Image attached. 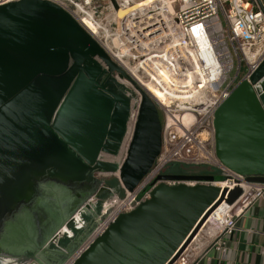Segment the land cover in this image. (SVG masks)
I'll list each match as a JSON object with an SVG mask.
<instances>
[{"label":"water","instance_id":"1","mask_svg":"<svg viewBox=\"0 0 264 264\" xmlns=\"http://www.w3.org/2000/svg\"><path fill=\"white\" fill-rule=\"evenodd\" d=\"M112 71L130 80L58 6L22 0L0 7V246L20 239L30 224L71 215L97 190L95 171L119 173L133 191L153 167L163 114L135 85L141 111L128 156L120 168L98 160L108 137L112 154L118 152L132 98L109 81ZM216 112L218 159L247 182L264 183V61ZM162 179L226 180L201 174ZM241 194L214 184H160L72 264H175L212 212Z\"/></svg>","mask_w":264,"mask_h":264},{"label":"built area","instance_id":"2","mask_svg":"<svg viewBox=\"0 0 264 264\" xmlns=\"http://www.w3.org/2000/svg\"><path fill=\"white\" fill-rule=\"evenodd\" d=\"M20 1L0 0V7ZM40 1L54 4L71 16L131 80L118 71L107 73L109 81L132 98L118 152L113 155L103 150L99 161L103 159L120 168L128 156L141 111L135 86L163 114L162 149L133 191L125 189L117 173L94 172L100 184L91 196L95 199L93 210H80L81 220L73 217L67 223L80 239L76 243L67 231L58 235L53 244L60 247L63 239L77 244L66 264L81 257L121 215L149 200L160 184H213L162 179L164 175H182L170 173L176 166L216 169L226 178L223 189L242 190L234 203L225 200L212 212L176 264H196L212 248L223 251L226 237L237 231L239 220L264 201V183L247 182L218 159L214 125L217 109L241 82L250 80L264 61L263 5L258 0ZM128 8L129 12L121 16V11ZM110 177L118 180L122 197L106 186ZM210 219L215 225L213 234L202 231Z\"/></svg>","mask_w":264,"mask_h":264},{"label":"bare ground","instance_id":"3","mask_svg":"<svg viewBox=\"0 0 264 264\" xmlns=\"http://www.w3.org/2000/svg\"><path fill=\"white\" fill-rule=\"evenodd\" d=\"M126 13L124 12V10H122L120 15L123 16ZM101 162L112 164V162L104 161L103 159L101 160ZM117 174L119 175V173ZM213 184L220 188L225 186L224 182H216ZM94 203L95 199L89 197L86 203L82 204L77 209H75L71 215H66L62 220L54 219L53 224H49L47 226H44L42 224L40 225L38 223V226H36V228H30L31 226H34V224L28 225L26 230L24 229V232L20 234V239H9V243L0 246V258H3L0 259V264H64V262L75 251L74 249L76 248V243L80 239L79 235L76 232L70 230L67 227V221L69 220L70 216H72V218L75 217L77 221L81 220L79 216V211L93 210ZM207 223L208 224L203 227L202 231H205L209 234H213V230L215 229L214 223L211 219ZM67 231L69 232L70 237L74 238L76 243L68 242L67 245L62 249H52V245L57 241V236L63 235V233ZM191 247L193 249L194 246L192 245ZM27 250L39 251V258H36L35 261L21 260L23 253ZM199 252L200 249L196 250V254ZM73 260L74 259H72L69 264H71Z\"/></svg>","mask_w":264,"mask_h":264},{"label":"crops","instance_id":"4","mask_svg":"<svg viewBox=\"0 0 264 264\" xmlns=\"http://www.w3.org/2000/svg\"><path fill=\"white\" fill-rule=\"evenodd\" d=\"M225 240L223 251L212 248L196 264H264V201L252 207Z\"/></svg>","mask_w":264,"mask_h":264},{"label":"rangeland","instance_id":"5","mask_svg":"<svg viewBox=\"0 0 264 264\" xmlns=\"http://www.w3.org/2000/svg\"><path fill=\"white\" fill-rule=\"evenodd\" d=\"M261 1V4L263 5V8H264V2H263V0H260ZM130 8H131V6H130ZM129 8L128 9H126V10H124V12L126 13H128L129 11ZM177 167V166H176ZM187 169H189V168H187ZM189 170H191L190 171V174L191 173H193V174H196V173H198V171L199 172H204V171H207V170H211L210 171V175L211 176H213V177H215V178H219V177H221V175H220V173L216 170V169H211V168H203V167H199V168H192V169H189ZM209 172V171H208ZM106 186H109V187H111L114 191H115V193L119 196V197H122L123 195H124V192H123V190H121V188H120V186H119V182H118V180L116 179V177H110V178H108V179H106ZM102 184V183H101ZM98 188H99V186H98ZM107 195V194H106ZM106 195H104V197L101 199V201L102 202H104L103 201V199H105V197H106ZM101 202V203H102ZM69 241H67L66 239H63V240H61V242H60V244H61V246L60 247H54L53 245H52V249H62V248H64L66 245H67V243H68ZM74 253V252H73ZM73 255V254H72ZM72 255L64 262V264H66L67 262H68V260L72 257ZM176 264V263H175Z\"/></svg>","mask_w":264,"mask_h":264},{"label":"flooded vegetation","instance_id":"6","mask_svg":"<svg viewBox=\"0 0 264 264\" xmlns=\"http://www.w3.org/2000/svg\"><path fill=\"white\" fill-rule=\"evenodd\" d=\"M129 116H130V108H129V111H128V118H129ZM128 118H127V121H128ZM126 125H127V123H126ZM111 128H113V130H115V129H118L117 128V125L116 124H111ZM105 146H107L106 148H107V152L109 153V154H112V152H114L115 151V143H114V141L113 140H111L110 139V137H108L107 139H106V141H105ZM99 183V182H98ZM100 184V183H99ZM99 184H98V186H99ZM98 189V188H97ZM32 251V250H31ZM30 250H27L26 252H25V254L26 255H28L27 256V259H28V261H35L36 260V258H39V251H32L31 252ZM26 259V260H27Z\"/></svg>","mask_w":264,"mask_h":264},{"label":"trees","instance_id":"7","mask_svg":"<svg viewBox=\"0 0 264 264\" xmlns=\"http://www.w3.org/2000/svg\"><path fill=\"white\" fill-rule=\"evenodd\" d=\"M169 171H170V173H174V174H182V175H191V174H193V173L190 174L191 170H189L187 168H182V167L181 168L180 167H172ZM210 171L211 170H207V171H204V172H199L198 171V173H196V174L210 175L209 174ZM193 175H195V174H193Z\"/></svg>","mask_w":264,"mask_h":264}]
</instances>
